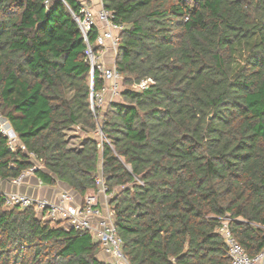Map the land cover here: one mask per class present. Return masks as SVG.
Returning <instances> with one entry per match:
<instances>
[{
    "label": "trees",
    "instance_id": "obj_1",
    "mask_svg": "<svg viewBox=\"0 0 264 264\" xmlns=\"http://www.w3.org/2000/svg\"><path fill=\"white\" fill-rule=\"evenodd\" d=\"M0 0V180L34 165L84 197L103 173L132 264H228L218 227L251 256L264 248V0H102L124 26L119 98L91 107L77 0ZM72 10V11H71ZM98 30L89 37L95 45ZM100 46L95 45L98 52ZM146 78L144 90L134 84ZM79 127V143L69 133ZM101 130L100 139L97 134ZM88 232L7 207L0 264H108Z\"/></svg>",
    "mask_w": 264,
    "mask_h": 264
},
{
    "label": "built area",
    "instance_id": "obj_2",
    "mask_svg": "<svg viewBox=\"0 0 264 264\" xmlns=\"http://www.w3.org/2000/svg\"><path fill=\"white\" fill-rule=\"evenodd\" d=\"M62 1L70 8L65 0ZM72 13L87 44L91 78L98 70L101 78L105 81V85L100 91L91 92V107L95 110L96 107L102 106L106 94L111 96V100H115L119 98L122 91V75L118 71L115 61L110 64L105 63L102 51L108 46L114 49L116 56L120 34L124 26L114 21L113 13L104 7L102 0L98 10H94L87 3H82L78 14L73 11ZM94 28L98 30L95 45L101 47L98 52L95 51V45L91 44L89 40ZM152 83V78H146L134 84L133 88L144 90ZM0 131L7 137L8 146L12 151L16 150L18 146L25 150V146L20 142L10 122L2 115H0ZM98 134L102 138L101 130L98 131ZM31 158L34 161L33 167L12 179L13 183L21 184L27 175L42 167L35 155L31 154ZM0 194L4 195L7 207H32L39 216L45 219L59 221L64 227L75 231L88 232L100 244L99 255L104 262L108 264H132L124 252L123 239L115 226L116 213L110 205L113 192H110L102 172L96 178V188L88 192L81 200H78L71 191L61 193L58 200L33 196L20 191L4 192L1 188ZM229 223L230 218L226 217L218 227V232L224 238L230 257L228 264H263L264 248L255 256L249 255L235 237ZM173 264L179 263L174 262Z\"/></svg>",
    "mask_w": 264,
    "mask_h": 264
},
{
    "label": "crops",
    "instance_id": "obj_3",
    "mask_svg": "<svg viewBox=\"0 0 264 264\" xmlns=\"http://www.w3.org/2000/svg\"><path fill=\"white\" fill-rule=\"evenodd\" d=\"M77 1L80 4L87 3L94 10H98L101 7V0H77ZM102 57L105 63L107 64L113 63L116 57L114 49L107 46L102 51ZM108 96L106 97L105 104L102 106L104 109L106 108L107 104L111 101V97ZM72 131L79 133L80 136L83 135L79 127H75ZM70 144L76 145V143L74 144L72 142ZM0 188L4 192L20 191L33 196L45 197L50 200H58L61 193H63L64 191H71L76 195L78 200H81L83 198L78 193L71 190L70 187L65 182L58 180L54 185H49L47 183H44L35 173L27 175L21 184H15L13 183L12 180H0ZM91 191L92 190H90L89 192Z\"/></svg>",
    "mask_w": 264,
    "mask_h": 264
},
{
    "label": "rangeland",
    "instance_id": "obj_4",
    "mask_svg": "<svg viewBox=\"0 0 264 264\" xmlns=\"http://www.w3.org/2000/svg\"><path fill=\"white\" fill-rule=\"evenodd\" d=\"M108 95L109 94H106L105 95V99H104V102H103L102 106L105 104V102H106L105 100H106V97ZM108 97H111V96L109 95ZM78 135H79V133H76L75 131H70V133H69V140H71V142L74 143V144L76 143V145H77V143L79 142V139H80V137L78 138ZM98 135H99V137L101 139V135L100 134H98Z\"/></svg>",
    "mask_w": 264,
    "mask_h": 264
},
{
    "label": "water",
    "instance_id": "obj_5",
    "mask_svg": "<svg viewBox=\"0 0 264 264\" xmlns=\"http://www.w3.org/2000/svg\"><path fill=\"white\" fill-rule=\"evenodd\" d=\"M93 79H94V74L92 75V81H93Z\"/></svg>",
    "mask_w": 264,
    "mask_h": 264
}]
</instances>
